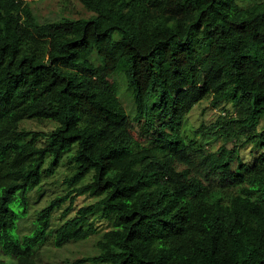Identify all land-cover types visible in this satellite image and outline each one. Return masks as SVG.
I'll return each mask as SVG.
<instances>
[{"label": "trees", "instance_id": "obj_1", "mask_svg": "<svg viewBox=\"0 0 264 264\" xmlns=\"http://www.w3.org/2000/svg\"><path fill=\"white\" fill-rule=\"evenodd\" d=\"M79 1L90 16L42 20L34 0H0L4 255L39 264L43 244L87 239L107 220L97 252L77 264H264V0ZM205 99L234 108L196 130L222 139L215 150L183 132ZM248 144L260 149L252 163L240 155ZM67 153L72 187L21 234L30 191ZM80 196L94 201L67 217Z\"/></svg>", "mask_w": 264, "mask_h": 264}, {"label": "rangeland", "instance_id": "obj_2", "mask_svg": "<svg viewBox=\"0 0 264 264\" xmlns=\"http://www.w3.org/2000/svg\"><path fill=\"white\" fill-rule=\"evenodd\" d=\"M240 6H247L255 0H236ZM34 8L38 13L40 19H54L61 15H68L72 17L90 16L92 13L88 11L79 0H34ZM112 81L117 82L118 92L121 101L130 114L135 111V102L133 91L129 85L128 79L124 75H116L111 78ZM225 107V110L222 107ZM221 107H215L210 99H205L196 104L194 108L188 113L183 125V132L188 141L197 139L199 146L217 149L222 144V139L214 133H208L206 136L197 134L196 130L202 123L210 124L215 122L221 114H225L226 110L233 112V104L226 103ZM23 126L33 129L50 130L55 127V123L51 121H36L25 120ZM260 153V149L248 144L241 148V157L252 163ZM75 170V164L70 161L69 153L65 154L57 164H53V159H49L45 169L44 177L41 186L35 187L29 193V207L26 215L21 217L18 222V231L21 234L31 232L36 224L37 216L41 209L47 206L52 199L57 196L66 194L72 187L66 180L71 176ZM89 177V176H88ZM94 201L93 197L80 196L74 209L67 217L73 216L77 209ZM66 206V205H65ZM63 208H59L53 219L52 226L55 228L64 219ZM99 231L93 233L89 238L81 241H71L58 247L52 243L43 244L39 250V264H77L76 260L83 256L92 255L97 252L96 242L103 235L111 223L107 220L97 222ZM0 258H6L8 264L13 263L11 257H7L2 252L0 245ZM80 264H93L91 262H84Z\"/></svg>", "mask_w": 264, "mask_h": 264}]
</instances>
